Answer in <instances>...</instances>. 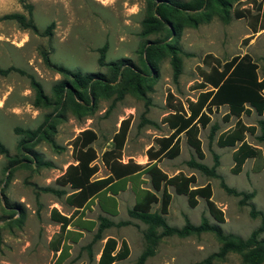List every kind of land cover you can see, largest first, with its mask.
Wrapping results in <instances>:
<instances>
[{
  "label": "rangeland",
  "instance_id": "374dc122",
  "mask_svg": "<svg viewBox=\"0 0 264 264\" xmlns=\"http://www.w3.org/2000/svg\"><path fill=\"white\" fill-rule=\"evenodd\" d=\"M153 2L0 0V16L26 13L23 5L31 4L38 28V33H34L13 20L0 19V67L14 66L32 75L50 101L47 105L35 103L27 74H0V141L8 150V157L0 154V264H96L106 237L115 238L118 244L124 239L128 245V256L113 264H134L147 247L144 233L148 226L130 217L127 210L142 189L154 191L158 198L161 192L152 189L148 174L141 168L117 180L115 194L103 190L74 213V208L64 200L65 194L59 196L42 188L71 191L55 180L68 165L76 162L75 136L86 128L95 132L96 138L90 146L96 152L92 163L97 171L92 178L105 177L109 169L102 161V154L113 148V136L121 121L127 119L119 154L111 153L107 158L114 160L116 156L123 164L132 161L143 166L148 161L146 150L156 149L158 138L170 133L163 120L171 107L178 104L186 107L187 99L196 98L200 91V70L207 71L212 64L245 55L255 63L257 77L264 78V0H206L201 9L177 12L174 17L177 26L165 38L159 33L141 34L144 20L152 15ZM50 23H53L51 35H43ZM163 43L174 47L181 59L182 70L176 82L172 79L170 50ZM104 44L105 64L99 65L97 49ZM151 45L158 48L139 90L119 73L114 82H103L106 87L101 84L92 89L89 107L76 106L66 96L55 103L58 99L53 87L61 80H67L79 103L82 90L71 85L70 77L47 66L42 51L48 53L52 63L73 72L100 73L107 78L110 63L123 61L125 66L138 71L144 48ZM206 55L207 63L203 61ZM227 111L226 105L212 107L210 122L199 128L202 158L197 157L181 134L178 155L161 157L156 162L168 176L178 172L194 175L192 186L209 183L211 200L221 211L223 221L219 223L213 218L203 198H197V204L190 207L185 195L176 194L172 186H167L171 199L163 217L169 226L182 227L186 220L198 225L205 218L210 224L219 225L224 233L247 238L264 223V140L257 139L258 121L264 118V111L259 115L252 110L240 116L245 125L256 128L253 134L245 133V141L258 148L259 155L247 158L237 174L231 173L235 146L220 147L216 143L218 135L231 128L237 119L230 116L225 120ZM142 118L151 123H142ZM213 125L217 129L211 133ZM25 130L37 134L29 138ZM22 139L25 142L19 146ZM214 155L218 162L216 177L188 165L193 159L211 167ZM221 180L238 192H252L253 197L247 202L259 213L252 215L249 204H242L240 196L227 193L221 187ZM52 208L66 216L73 214L56 252L51 249L50 241L59 232V223L50 218ZM159 209L160 200L150 210ZM101 218L110 220L112 225L103 230L101 239L93 241ZM122 221L128 223L120 225ZM160 231L158 227L157 232ZM259 237L264 238V230ZM220 244L211 232L163 236L143 264H198L216 253ZM211 264L244 263L242 253L228 252L222 258L214 257Z\"/></svg>",
  "mask_w": 264,
  "mask_h": 264
},
{
  "label": "trees",
  "instance_id": "16d2710c",
  "mask_svg": "<svg viewBox=\"0 0 264 264\" xmlns=\"http://www.w3.org/2000/svg\"><path fill=\"white\" fill-rule=\"evenodd\" d=\"M206 0H189L187 2L168 1V0H154L152 15L144 20L143 35L148 33H159L168 36L172 33V27H176L174 17L177 12L194 11L201 9ZM222 1V0H218ZM23 8L26 13L12 12L0 16V19L13 20L19 27L28 29L34 33H38V28L33 20L32 5L24 4ZM53 23L48 24L42 31L43 35L50 36L52 33ZM166 48L170 50L172 79L177 81L182 70V62L175 52V48L167 43H163ZM158 47L147 46L144 48V57L142 58V66L138 71H134L131 67L125 66L123 61L117 63H110L109 76L100 73H78L69 70L68 68L54 64L50 61L48 53L42 51V57L45 64L54 68L58 73L64 77L71 78V85L77 89L82 90L79 96V101L74 97L72 87L68 86L67 80L57 82L53 87L55 103H60L61 98L66 96L71 103L80 107H89V96L93 88L107 85L103 82H114L119 73L127 83L133 86L135 90L140 89L141 82L148 75V68L150 62L154 59V52ZM106 44L97 49L98 64L104 65V58L106 53ZM208 55L203 58L207 63ZM264 59V58H263ZM11 72L20 74H27L24 70L14 67H0V74L7 75ZM30 80V85L35 94L36 104H49L48 97L44 94L41 84L35 78L27 74ZM201 82L198 84L200 91L194 100L187 99L186 107L182 104L172 106L171 111L165 116L163 122L166 124L170 133L166 136L160 137L157 140L158 147L153 149L149 147L146 150L147 162L142 166L134 162L121 163L115 156L114 160L108 159L107 155L111 153L119 154L122 148L125 135L127 132L128 120L121 121L118 132L113 136V148L105 151L102 154V161L109 169V174L105 177L92 178L97 171V166L92 162L96 158V152L90 146L96 138L93 130L86 128L81 130L73 140V151L75 152V163L66 167L65 171L57 177L55 182L60 186H68L71 191L55 190L50 187L42 188L43 191L53 192L57 195L65 194V202L74 208V213L79 211L91 198L99 194L103 190H109L111 194L116 193L114 183L125 176L132 175L144 168L149 176L150 185L153 190L160 191V198L156 193L150 189H142L139 197L127 213L130 217L137 218L143 223L147 224V231L144 233V238L147 241L146 249L140 254L134 264H143L146 257L153 254V246L157 241L167 235H177L180 237L191 234H199L201 232H211L221 242L219 250L204 258L198 264H211L214 257L222 258L228 252L242 253V261L244 264H261L264 261V238L259 237V233L264 230V223L250 233L247 238H242L236 235L224 233L217 224H210L207 219L202 218L198 225H193L189 221H185L182 227L169 226L163 215L167 212V207L171 199V194L167 190V186H172L176 194L186 196L187 203L190 207L197 204V198L201 197L205 200L209 213L217 222H222L223 217L221 211L216 208L211 200V186L205 183L199 186H192L195 182L194 175H184L176 173L168 176L156 164L161 157L174 158L179 153L180 135L184 134L186 143L193 149L197 157L202 158L203 153L201 149L200 139L198 137L199 128L205 127L210 122V113L212 107L215 109L218 106L226 105L228 108L225 114V120L230 116L236 117L234 125L220 133L217 137L216 143L220 147H233L231 158L233 165L231 173L237 174L241 171L242 165L247 158L256 157L259 155V149L250 145L245 141V133H255V126L245 125L241 120V114H249L254 110L257 114H262L264 111V78L259 79L256 73V65L247 56H234L230 60L223 63H215L209 66L207 71L200 70ZM206 86H209V88ZM65 87H67L66 90ZM69 87V88H68ZM101 88L102 90L104 88ZM90 91H89V90ZM121 97V93L118 96ZM142 123H151L149 120L142 118ZM259 141L264 140V118L258 121ZM217 127H211L213 133ZM24 133L29 138L36 136L37 132L25 130ZM25 142L22 139L19 142L21 146ZM0 154L8 157V150L0 141ZM213 165L208 167L202 163H198L193 159L188 161V165L202 171L208 176L216 177L215 168L218 165L217 157L213 156ZM12 163V162H11ZM221 187L229 194L240 196V203H248L251 208L252 215L259 212L254 211V205L249 203L253 197V193L238 192L233 188L228 187L222 180ZM160 200L159 211L151 212L153 203ZM73 215V214H72ZM72 215L66 216L59 213L55 208L50 211V218L59 223V232L55 238L50 241V247L55 252L60 250L62 244V235L66 231L67 225L72 219ZM120 225H125L128 221L119 222ZM112 225V222L106 218H101V221L93 236V241L102 238V232L105 228ZM160 227L161 231L157 232ZM129 249L126 241L121 239L119 244L113 237H106L99 251V256L96 264H113L115 261L124 259L128 256Z\"/></svg>",
  "mask_w": 264,
  "mask_h": 264
}]
</instances>
